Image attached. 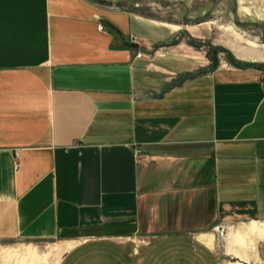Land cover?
I'll list each match as a JSON object with an SVG mask.
<instances>
[{
	"label": "crops",
	"instance_id": "1",
	"mask_svg": "<svg viewBox=\"0 0 264 264\" xmlns=\"http://www.w3.org/2000/svg\"><path fill=\"white\" fill-rule=\"evenodd\" d=\"M175 36L89 0H0V239L61 238L72 264L83 236L213 251L210 230L263 222L264 70Z\"/></svg>",
	"mask_w": 264,
	"mask_h": 264
},
{
	"label": "rangeland",
	"instance_id": "2",
	"mask_svg": "<svg viewBox=\"0 0 264 264\" xmlns=\"http://www.w3.org/2000/svg\"><path fill=\"white\" fill-rule=\"evenodd\" d=\"M89 1L173 28L176 36L171 41L189 39L196 51L206 55L210 68L257 66L264 70V59L256 54L259 49L254 45H264V0ZM250 221L232 220L217 231L210 230L215 234L213 251L192 238L188 239L190 249L187 240L165 241L157 245L155 255L150 250L140 256L134 254L136 247L152 246L150 239L139 243L130 238L83 236L73 248H83V252L72 264H264V220ZM62 241L58 237L0 239V264H64L67 246ZM172 247L181 253L176 254Z\"/></svg>",
	"mask_w": 264,
	"mask_h": 264
},
{
	"label": "built area",
	"instance_id": "3",
	"mask_svg": "<svg viewBox=\"0 0 264 264\" xmlns=\"http://www.w3.org/2000/svg\"><path fill=\"white\" fill-rule=\"evenodd\" d=\"M131 38H132V40L134 41V42H137V40H138V37L137 36H135V35H132L131 36ZM143 55V53L140 51V52H138L137 53V56L138 57H141ZM139 152V150H137V153ZM219 227L220 226H217L216 227V231L219 229ZM131 240H133V241H135V242H139V243H146V238H144V237H137V236H134V237H131L130 238Z\"/></svg>",
	"mask_w": 264,
	"mask_h": 264
},
{
	"label": "bare ground",
	"instance_id": "4",
	"mask_svg": "<svg viewBox=\"0 0 264 264\" xmlns=\"http://www.w3.org/2000/svg\"><path fill=\"white\" fill-rule=\"evenodd\" d=\"M254 45L256 46V48H258L259 50H257L256 53L257 55H259L260 58L264 59V45H258V44H255ZM256 228V226L254 227ZM258 230V229H257ZM264 230V229H263ZM262 230V231H263ZM261 231V230H260ZM59 253V252H58ZM59 255V254H58Z\"/></svg>",
	"mask_w": 264,
	"mask_h": 264
},
{
	"label": "trees",
	"instance_id": "5",
	"mask_svg": "<svg viewBox=\"0 0 264 264\" xmlns=\"http://www.w3.org/2000/svg\"><path fill=\"white\" fill-rule=\"evenodd\" d=\"M175 42H178V40H175ZM191 42V41H190ZM192 43V42H191Z\"/></svg>",
	"mask_w": 264,
	"mask_h": 264
}]
</instances>
